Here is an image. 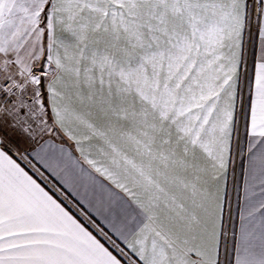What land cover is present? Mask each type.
<instances>
[{
    "label": "snow or ice",
    "instance_id": "snow-or-ice-1",
    "mask_svg": "<svg viewBox=\"0 0 264 264\" xmlns=\"http://www.w3.org/2000/svg\"><path fill=\"white\" fill-rule=\"evenodd\" d=\"M237 166L264 264V0H0V264H222Z\"/></svg>",
    "mask_w": 264,
    "mask_h": 264
},
{
    "label": "crops",
    "instance_id": "crops-1",
    "mask_svg": "<svg viewBox=\"0 0 264 264\" xmlns=\"http://www.w3.org/2000/svg\"><path fill=\"white\" fill-rule=\"evenodd\" d=\"M258 44V39L256 37H253V41H252V48L251 50L255 49V46ZM243 122L245 125V122L247 121V115H244L243 118ZM248 137L244 136V126H243V142L246 144ZM51 179V178H50ZM54 182V181H53ZM228 188V182L226 184L225 187V217H224V221H225V227H226V222H227V218H229V214L233 215V221H232V236L233 234L238 230L239 227V211H240V206L242 203H244V197L246 195L245 193V181H244V176H243V168L241 166V169L239 170V176L237 177V188H236V192H235V202H234V208L232 211H230L227 208V198L229 195V192L227 191ZM225 249L226 246L224 245L223 242V236L221 239V248H220V259L222 264H235V249H234V242L233 239L231 238V242L228 246V258L227 260L225 259L224 253H225ZM224 257V259H223Z\"/></svg>",
    "mask_w": 264,
    "mask_h": 264
},
{
    "label": "rangeland",
    "instance_id": "rangeland-1",
    "mask_svg": "<svg viewBox=\"0 0 264 264\" xmlns=\"http://www.w3.org/2000/svg\"><path fill=\"white\" fill-rule=\"evenodd\" d=\"M253 41V39H252ZM252 41H251V48H252ZM244 115L240 118L241 119V123H240V135L243 137V126H244ZM237 164L239 165V160L237 161ZM241 169V166H237L235 168V172H231L229 174V179H228V188L227 191L229 192L228 198H227V208L232 211L234 208V202H235V192H236V188H237V177L239 176V170ZM232 221H233V215L231 213V220L229 221V218H227V222H226V229H228V236L227 238L223 237V242L224 245L226 246L225 249V259L227 260L228 258V246L231 242V238H232ZM224 259V257H223Z\"/></svg>",
    "mask_w": 264,
    "mask_h": 264
}]
</instances>
